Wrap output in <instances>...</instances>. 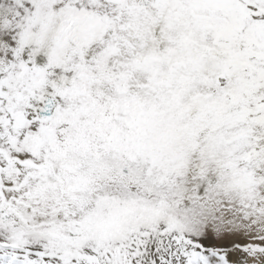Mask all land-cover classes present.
<instances>
[{
	"label": "snow or ice",
	"instance_id": "obj_1",
	"mask_svg": "<svg viewBox=\"0 0 264 264\" xmlns=\"http://www.w3.org/2000/svg\"><path fill=\"white\" fill-rule=\"evenodd\" d=\"M0 264H264V0H0Z\"/></svg>",
	"mask_w": 264,
	"mask_h": 264
}]
</instances>
